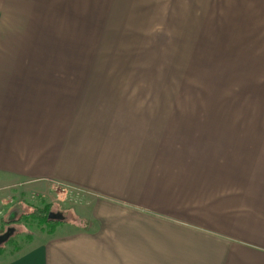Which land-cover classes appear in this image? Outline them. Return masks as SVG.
Here are the masks:
<instances>
[{
  "label": "crops",
  "instance_id": "1",
  "mask_svg": "<svg viewBox=\"0 0 264 264\" xmlns=\"http://www.w3.org/2000/svg\"><path fill=\"white\" fill-rule=\"evenodd\" d=\"M150 2L190 49L208 19L249 23L253 50L238 59H264V0ZM72 17V3L0 0V215L84 201L0 264H264V133H247L231 170L208 169L205 141L176 140L175 106L156 92L87 90L98 81L78 73Z\"/></svg>",
  "mask_w": 264,
  "mask_h": 264
},
{
  "label": "rangeland",
  "instance_id": "2",
  "mask_svg": "<svg viewBox=\"0 0 264 264\" xmlns=\"http://www.w3.org/2000/svg\"><path fill=\"white\" fill-rule=\"evenodd\" d=\"M50 1L62 11L73 5L78 73L88 75L86 81L90 76L98 81L92 88L85 82L83 89L156 92L159 105L175 106L176 140L205 141L198 144L204 145L201 154L205 152L208 169L212 160L231 170L234 149L240 148L247 133H264V66L259 65L264 59H238L252 47L249 23L236 28L231 20L227 25L223 19H208L201 42L190 49L194 36L183 34L180 20L165 17L164 9L152 7L156 3L151 0ZM52 8L47 3L46 11ZM68 23L63 17L64 42L70 36ZM235 123L255 130H233ZM64 198L65 203L30 202L18 221L0 215V255L19 251L40 231L52 233L58 224L32 216L37 209L46 208L62 223L75 219L84 201L77 193H66Z\"/></svg>",
  "mask_w": 264,
  "mask_h": 264
},
{
  "label": "trees",
  "instance_id": "3",
  "mask_svg": "<svg viewBox=\"0 0 264 264\" xmlns=\"http://www.w3.org/2000/svg\"><path fill=\"white\" fill-rule=\"evenodd\" d=\"M40 211L43 213V214H41L40 213ZM32 216H40V217H38L39 218V220L41 221V222H44V223H46V224H54V225H56V224H60V223H62V221H60V220H54V219H52V216H51V214L50 213H48V210L46 209V208H42V209H37L33 214H32ZM18 221V220H17Z\"/></svg>",
  "mask_w": 264,
  "mask_h": 264
}]
</instances>
